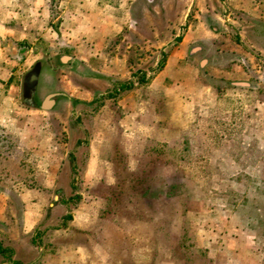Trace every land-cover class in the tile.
I'll return each mask as SVG.
<instances>
[{
	"label": "rangeland",
	"instance_id": "rangeland-1",
	"mask_svg": "<svg viewBox=\"0 0 264 264\" xmlns=\"http://www.w3.org/2000/svg\"><path fill=\"white\" fill-rule=\"evenodd\" d=\"M63 1L0 0V22L14 30L0 38L19 68V109L0 122V241L14 248L0 264H264V236L245 225L248 209L264 220L261 93L214 79L216 95L205 93L186 123H169L150 85L164 59L151 52L158 43L124 37L120 48L134 41L141 52L124 62L128 78L103 76L119 47L75 57ZM136 4L158 10L144 23L137 9L143 37L146 24L162 39L166 22L170 42L179 37L174 22L189 0ZM50 93L54 105L41 108Z\"/></svg>",
	"mask_w": 264,
	"mask_h": 264
},
{
	"label": "crops",
	"instance_id": "crops-1",
	"mask_svg": "<svg viewBox=\"0 0 264 264\" xmlns=\"http://www.w3.org/2000/svg\"><path fill=\"white\" fill-rule=\"evenodd\" d=\"M136 1L64 0L62 12L71 30L69 35L78 39L67 40L69 42L65 45L74 47L75 57L89 59L94 53H99V49L100 54H108L107 45L114 43L119 47L114 51L115 63L106 65L101 73L103 76L112 73L122 80L128 78L124 74V62L131 53H141L129 49L134 41H129L127 48H120L124 37L139 35L137 41L145 48L158 43L156 51L151 52L162 54L164 59L150 85L152 93L160 95L161 107L171 111L168 117L174 119L167 118L169 123L189 121L205 93L216 95L214 81L222 82L226 87L261 93L257 106L264 114V0H189L180 22H174L176 28L179 24L184 26L173 42H170L168 22L164 26V34L162 31L160 35L155 34L162 39L154 41L153 26L146 24V33L142 36L139 30L142 22L136 17L137 9L144 10V23H153L149 14H157L158 10L154 5L139 7ZM13 33L12 28L0 22V35L13 36ZM8 47L9 44L0 38V122L19 109L17 87L11 80L19 68L6 56ZM27 219L26 215L24 224L29 227L31 222ZM13 249L11 247V253ZM5 264L17 263L8 260Z\"/></svg>",
	"mask_w": 264,
	"mask_h": 264
},
{
	"label": "trees",
	"instance_id": "trees-1",
	"mask_svg": "<svg viewBox=\"0 0 264 264\" xmlns=\"http://www.w3.org/2000/svg\"><path fill=\"white\" fill-rule=\"evenodd\" d=\"M261 158H264V157L261 156ZM262 184H264V180L262 181ZM0 191H2V189H0ZM261 193L264 195V188L262 189ZM232 205H236V206L239 205L242 208L246 207L245 203L240 204L238 201L232 202ZM247 211L248 213H247V218L245 221L246 227L248 228V230L255 231L260 237H263L264 236V220H262L259 214L253 211L252 209H248ZM66 219H71V214H67ZM64 226L65 225H62L60 228H64ZM2 244L3 243L0 241V254L7 258L11 254V249L4 248Z\"/></svg>",
	"mask_w": 264,
	"mask_h": 264
},
{
	"label": "water",
	"instance_id": "water-1",
	"mask_svg": "<svg viewBox=\"0 0 264 264\" xmlns=\"http://www.w3.org/2000/svg\"><path fill=\"white\" fill-rule=\"evenodd\" d=\"M39 64H36L32 70V72H30L29 75V79L26 81L27 82V91L33 95L35 93L36 87H35V83L37 80V75H38V71H39ZM55 98H56V93H50L48 94L45 99L42 101L41 103V108L43 109H50L52 108V106L55 103Z\"/></svg>",
	"mask_w": 264,
	"mask_h": 264
},
{
	"label": "flooded vegetation",
	"instance_id": "flooded-vegetation-1",
	"mask_svg": "<svg viewBox=\"0 0 264 264\" xmlns=\"http://www.w3.org/2000/svg\"><path fill=\"white\" fill-rule=\"evenodd\" d=\"M25 86L27 87V82L25 81ZM126 87V85H124V86H116V90H120L121 88H125Z\"/></svg>",
	"mask_w": 264,
	"mask_h": 264
}]
</instances>
